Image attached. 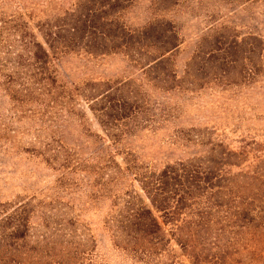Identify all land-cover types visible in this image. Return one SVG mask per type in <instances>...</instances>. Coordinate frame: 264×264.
<instances>
[{
	"label": "rangeland",
	"instance_id": "rangeland-1",
	"mask_svg": "<svg viewBox=\"0 0 264 264\" xmlns=\"http://www.w3.org/2000/svg\"><path fill=\"white\" fill-rule=\"evenodd\" d=\"M71 1L0 0V204L31 215L32 239L64 237L71 219L77 234L96 233L107 264H131L110 248L102 224L114 196L144 197L132 172L218 144L264 149V0L168 8L178 46L157 68L120 52L34 65L35 20ZM147 9L140 2L119 23L128 17L136 28ZM97 109L113 115L108 130Z\"/></svg>",
	"mask_w": 264,
	"mask_h": 264
},
{
	"label": "trees",
	"instance_id": "trees-1",
	"mask_svg": "<svg viewBox=\"0 0 264 264\" xmlns=\"http://www.w3.org/2000/svg\"><path fill=\"white\" fill-rule=\"evenodd\" d=\"M180 1L72 0L70 10L35 20L30 59L43 67L68 53L120 52L157 68L177 49L175 21L165 14ZM140 2L148 8L143 23L134 28L128 17L119 23ZM253 37L258 45L260 36ZM97 112L108 130L113 115ZM131 174L144 197L114 196L102 224L110 248L131 264H264V149L218 144L204 156ZM30 218L0 204V264H107L96 233L77 234L70 219L64 237L32 239Z\"/></svg>",
	"mask_w": 264,
	"mask_h": 264
}]
</instances>
